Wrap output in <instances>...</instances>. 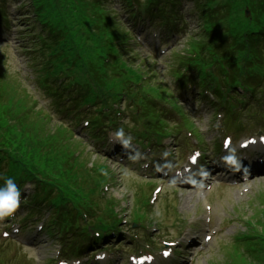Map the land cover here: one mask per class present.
Instances as JSON below:
<instances>
[{
  "label": "rangeland",
  "instance_id": "1",
  "mask_svg": "<svg viewBox=\"0 0 264 264\" xmlns=\"http://www.w3.org/2000/svg\"><path fill=\"white\" fill-rule=\"evenodd\" d=\"M21 1L23 2L24 0H15L13 2L14 5H13L12 10H15L16 6H18ZM117 3H118V0H115V2H112L110 4L111 8L114 9L115 7L119 6V4H117ZM16 45H17V43H16L15 39H11V41L9 43V48H0V50L6 51L7 54H8V57L3 56V58L5 60L2 59V61H4V65L7 66L8 71L11 74L9 72H4V69L3 68H0V72H4L5 79L7 81H9L10 83H13V81H16V78L13 77V75H16V74H13V71L14 70H18V69H22V57L18 54L17 50L15 49L16 48ZM143 51H145V50H143ZM0 54H1V52H0ZM23 60L25 62V59H23ZM165 63L166 62L162 61L161 66L159 65V63H156V66L157 67H155V68H151L150 67V68L153 69L154 73L157 72L158 75H160V74H162V70H163L162 66H165ZM22 70H23L22 75L25 74V76L27 78L30 77V75H31L30 74V70L26 69L25 63L23 64V69ZM2 78H3V76L0 74V79H2ZM23 85H25V83H23ZM35 98L37 99V102H38V104L40 106H42L44 104V100L39 99L38 96H36ZM110 192H112V190ZM255 207H257V206L255 205V206H252V208H251L250 205H249V203H248V204H246V205L243 206V208L241 209V212H247V215H250V212H253V209ZM230 211H231V208H229V212ZM29 257H31V255H29ZM46 257H47V254L44 253V249H40L39 250V254L36 257V262L38 264H40ZM219 259H220V257H219Z\"/></svg>",
  "mask_w": 264,
  "mask_h": 264
},
{
  "label": "clouds",
  "instance_id": "2",
  "mask_svg": "<svg viewBox=\"0 0 264 264\" xmlns=\"http://www.w3.org/2000/svg\"><path fill=\"white\" fill-rule=\"evenodd\" d=\"M20 192L13 179L9 178L0 187V215H7L14 210L19 201Z\"/></svg>",
  "mask_w": 264,
  "mask_h": 264
},
{
  "label": "trees",
  "instance_id": "3",
  "mask_svg": "<svg viewBox=\"0 0 264 264\" xmlns=\"http://www.w3.org/2000/svg\"><path fill=\"white\" fill-rule=\"evenodd\" d=\"M36 1V0H34ZM37 2V1H36ZM206 41L205 40H202V41H199V42H196L195 44L197 45H206ZM53 48L51 49L52 51L55 50V46H52ZM60 59H63V57L61 56ZM131 67H132V64H130ZM98 66V63H95L94 67L97 68ZM153 80V79H152ZM130 80H126V78H123L122 76H118V77H111L109 79V84L112 87L113 89V92L115 93H118L119 90L124 87L125 85L128 84ZM152 83V81H151ZM151 83L149 82V84H147V86H151ZM93 91V88L92 87H88L85 91V94L88 96L91 92ZM118 95V94H117ZM138 103L140 104V106L146 111L149 109V106H148V102L147 101H143V100H139Z\"/></svg>",
  "mask_w": 264,
  "mask_h": 264
},
{
  "label": "snow or ice",
  "instance_id": "4",
  "mask_svg": "<svg viewBox=\"0 0 264 264\" xmlns=\"http://www.w3.org/2000/svg\"><path fill=\"white\" fill-rule=\"evenodd\" d=\"M164 255H168V253H167V252H165V253H164Z\"/></svg>",
  "mask_w": 264,
  "mask_h": 264
}]
</instances>
